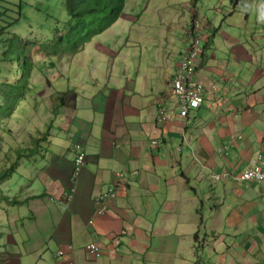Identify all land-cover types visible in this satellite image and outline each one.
<instances>
[{
    "label": "crops",
    "instance_id": "1",
    "mask_svg": "<svg viewBox=\"0 0 264 264\" xmlns=\"http://www.w3.org/2000/svg\"><path fill=\"white\" fill-rule=\"evenodd\" d=\"M105 38L101 35L95 40L103 42ZM226 42L228 47L233 46V40ZM107 43L104 45L109 49ZM112 45L117 46V42L113 41ZM241 50L245 58L251 60L249 51L252 50ZM121 51L118 56L124 55L122 63H117L118 56L111 63V70L109 66L104 69L100 63L101 72L96 62L91 78L82 77L86 80L85 86L76 84L73 88L72 92H76L73 104L66 105L70 89L63 96L66 112L62 116L66 122L57 123L65 126L63 130L69 128L72 140L61 150L70 152L79 143L88 155L70 210H61L59 198L73 188L75 154L68 160L63 156L57 160L50 156L46 162L48 153L42 157L38 169L34 167L40 187L27 189L35 195L27 206L34 212L35 223L21 235L20 239L24 238L21 245L15 237L20 231L15 229L12 234L11 224L3 220L0 264H42L50 249L37 243L46 245L40 233L48 229L52 233L49 236L58 243L57 249L51 252L53 264H195L198 261L202 264H264V202L261 199L264 184L226 179L214 184L210 178L212 173L225 170L239 173L236 170L251 166L264 156V116L254 113V108L264 100L257 93V87L253 86L254 95L244 96L241 92L248 95L250 85L240 79L239 87H226L222 93L215 77H221L226 85L231 79L237 80V75L228 70V63L215 60L214 50L212 54H204L197 78L208 89L209 102L217 98L218 92L210 91L214 85L219 89V96L224 95L222 100H215L216 106L212 109L219 111L221 127L207 119L196 121L198 147L192 152L202 163L193 160L187 165L183 161L184 152H178L175 146L178 136L191 130L190 117L155 123L158 109L164 105L174 112V117L180 116L177 99L170 97L171 80L179 59L172 60L169 53L164 74L148 79L140 66L136 77V72L125 62L130 60L126 57L129 51ZM211 93L215 97H211ZM243 97L247 98L244 102ZM208 101L207 107L211 108ZM204 106L197 108L198 112L201 113ZM239 134L243 139L233 144ZM154 140H159L157 146L153 145ZM231 148L241 151L240 159L226 156V149L229 152ZM197 164L205 171L194 172ZM110 186H117V198L108 201L104 214L97 215L96 197ZM124 186L127 188L123 190ZM205 208H208L206 215ZM93 217L95 221L90 225ZM10 218L19 225L18 214ZM208 222L212 231L220 229L222 234L212 235L213 241L205 240L204 251L199 252L192 243V236L198 230H206ZM46 223L51 224L48 229ZM29 232L35 235L34 240L29 238ZM91 243H97L100 256L88 251ZM14 247L18 248L17 254L12 257L4 254ZM61 251L63 257H57ZM24 256L29 258L26 263Z\"/></svg>",
    "mask_w": 264,
    "mask_h": 264
},
{
    "label": "rangeland",
    "instance_id": "2",
    "mask_svg": "<svg viewBox=\"0 0 264 264\" xmlns=\"http://www.w3.org/2000/svg\"><path fill=\"white\" fill-rule=\"evenodd\" d=\"M24 1L26 2V6H24V15L21 20L23 25L9 30L7 32L9 34H7L5 38L10 37L11 34L14 33L19 34L29 41H34L35 35L41 38V32L43 33L45 29H39L37 27L38 22L47 30H52L53 21L48 20L46 12V6L49 4L48 0ZM54 1L55 0H52L51 2L54 3ZM196 13L199 15L205 28H207V32L214 43L215 60H217L218 63H228L230 66L228 70L237 75V80L231 79L226 85L221 77H215L218 86H221L222 93H224L226 87L230 89L235 86L239 87L237 81L242 79L250 85L248 95H246L245 92H241L244 96L252 95L253 86H255L257 87L256 90H258L257 93H260V98L264 100V0H127L126 10L122 19L111 27L107 31V34L102 35L104 38L107 37L103 42L94 40L92 43L87 44L82 52L78 53L66 52L64 49L65 51L60 52V55L45 54L44 52H40L38 47L33 48L29 55L33 60L37 61V73L27 86L28 89L25 100L21 98V93L24 91L22 90L24 81L21 80V65L19 62L14 63L13 67L16 69V80L21 81L18 82L17 88L15 89L14 97L18 106L14 114V122L17 123L12 122L13 135L10 138L12 140L9 141L12 142L16 149L19 150L20 148L26 151V149L29 148L26 141L31 142L33 140L34 137L32 136L37 135L36 130L38 127L44 132H47V128L55 125L54 130H52L53 147L47 155L46 162L49 161L50 156H54L55 160L60 156L68 160L73 153L75 154V151L72 149L70 152H67L68 149H61L70 144L72 140L71 134L68 132L69 128L63 130L62 128L65 126L58 125V123H61L60 120H62L63 123L66 122L65 116H62V114L66 112V106L65 103L60 101L61 97L65 96L64 93L68 92L70 89L71 92L66 96V105L69 106L70 102L73 104L76 92L74 94L72 90L75 88L76 84H80L81 87L85 86V81L91 78L90 73L95 72L94 68H96V62H98V71L103 67L104 69H108V66L111 70L113 67L111 64L112 61H114L118 55L122 54L121 49H127V51H129L126 57H129L130 60L127 59L125 62L129 63V67L133 70V73L136 72V77L139 74V66L143 73L147 75L148 79L163 75L165 72V62H169L166 55L172 53V60L180 59L179 53L184 51L188 42H191V37H187L186 30ZM30 24H32L33 27L31 26L30 28ZM215 27L221 28L223 31L222 34L224 35L223 38L219 37L218 32L215 31ZM225 31L230 33L231 38H225ZM2 39L1 35L0 113L3 110V105L6 106V110L10 107L9 103L13 92L12 83L14 81L12 71L10 70V62H4V43ZM226 40L240 41L241 44L237 47L235 45L228 47ZM113 41L117 42L118 47L112 45ZM105 42H108L109 49H106L104 45ZM205 44L206 40L204 39L202 41V47H204ZM137 45L139 46L137 47ZM240 48L255 51V53L252 51L249 52V59L251 58V60L245 58L246 54L244 50ZM88 55L91 59L87 57ZM122 56H118L117 63H122L124 61ZM100 63H103L104 66ZM160 64H163L162 66L164 68L159 67ZM79 68L82 70L81 72H79ZM84 69H86V71H84ZM102 71L103 70H101V72ZM222 72H224V74L226 73L225 71ZM77 73L81 77H76ZM83 76L87 79L85 80L82 78ZM108 76H111V73L108 74ZM254 78H257L256 82L253 81ZM234 98L235 96H232V99ZM246 99V97H243L242 102ZM258 104V107L254 108V113H258L262 117L264 116V101ZM178 110L179 114H181L180 109ZM218 114L219 111H213L211 108L207 107V103H205L201 113L198 112V109H194L190 113L189 124L192 125V128L188 130V132L178 136L179 140L175 146L176 149L179 147L183 149V161L185 164L188 165L190 161L193 160L197 163H202V161L197 158L196 154L193 155L192 152L193 149L197 150L198 147L196 140V121L207 119L220 128L221 125L219 124ZM177 117L187 120L184 117L176 116L169 121V123L177 120ZM8 121V118H0V127H3ZM238 121H240V119H238ZM225 125H228V123H225ZM182 128H185V126ZM194 132L195 135L193 136L192 133ZM49 140H51V138ZM33 145H35L34 142ZM237 150H240V147H238ZM228 158L240 159L241 151L238 152L231 148L228 152ZM233 163H235V161H233ZM41 164L42 160L39 159L38 152L35 154L34 158L24 159L18 171L13 175V178L0 186L2 194L8 196V200L13 203L14 200L17 201L18 199L24 198V194L28 192L25 190L26 188L31 189L30 186L40 187L39 182L32 181L38 178L37 170H34V167L38 169V165ZM248 167V165H245L241 170ZM193 168L194 172L205 171V168L201 164L194 165ZM237 182L253 183L252 181ZM212 183L214 182L212 181ZM126 188L127 186H124L123 190ZM18 201L16 203L17 205L19 203ZM11 202H5L3 199L0 201V235L2 234L1 225L3 220L6 219L8 225L10 223L20 231V234L16 233L15 237L22 245V240L24 238L20 239L21 235L25 234L26 227L34 225L35 220H30L27 207H19V205L17 207H12ZM217 205L216 203V206ZM207 209L208 208L204 209L205 215L208 214ZM13 214L25 217L24 222L26 226L22 227L21 223L17 226L18 221L10 218ZM49 226H51V224L47 226L46 223L47 229ZM211 226L210 222H208L206 224V230L202 232L198 230L192 236V243L196 245L199 252L204 251L202 246L205 240L213 241L214 238L211 237L212 235L222 234L220 229L212 231ZM27 234L30 239L34 240L35 235L31 232ZM40 234L44 236L43 240L46 245L39 243H37V245L50 249L41 263L53 264L55 263L54 260L50 261L51 252L57 249L58 243L55 238L49 236V234H52L51 230L49 231L48 229V231H44ZM183 252L182 254H185ZM17 253V247L9 249L8 252H4L6 256L11 257ZM205 257L207 258L206 255H204V258ZM24 259H26L24 263L29 260V258L25 256ZM195 264L202 263L198 261Z\"/></svg>",
    "mask_w": 264,
    "mask_h": 264
},
{
    "label": "trees",
    "instance_id": "3",
    "mask_svg": "<svg viewBox=\"0 0 264 264\" xmlns=\"http://www.w3.org/2000/svg\"><path fill=\"white\" fill-rule=\"evenodd\" d=\"M51 1L48 0L49 4L46 6V12L48 20L53 21L52 30H47L38 22L37 27L39 29L44 28L45 31L43 33L41 32V38L35 35V40L29 41L16 33L5 38L9 34L7 33L9 30L23 25L21 20L24 15L26 2L24 0H0V36L2 35V41L4 43V62H10V70L12 71L14 79L12 83V97L9 103L10 107L6 110V106L3 105V110L0 113V118L9 119L7 124L0 127V186L13 178V175L18 171L24 159L34 158L37 152L42 153V143L48 140L50 136V130L44 132L38 127L36 130L37 135L32 136L34 138L31 142H26L29 146L26 151L20 148L19 150L16 149L12 142L9 141L12 140L10 139L13 135L12 122H14V114L18 106L14 97L17 84L21 80L24 81L22 85V90L24 91L21 93V98L25 100L27 86L37 73V61L33 60L29 55L32 49L38 47L40 52L50 55H60L59 53L65 50L66 52H82L87 44L107 33L113 25L120 21L127 6V0H55L54 3ZM195 20L196 15L189 25L191 30L196 28ZM29 26L30 28L31 26L33 27L32 24ZM209 46L210 44L206 48ZM204 54L207 55L208 52L205 51ZM15 62H19L21 65L22 77L19 81L16 80V69L13 67ZM196 69L195 75L197 76L199 65ZM197 81L199 82V79ZM60 101L64 103V97H61ZM33 142L35 145H33ZM31 198L24 197L22 200H17L19 207H27L31 202ZM1 199L5 202H11L8 200V196L2 194V191H0V201ZM17 201L14 200L13 203L11 202L13 207L17 205ZM28 215L30 220L35 219L34 212L28 210ZM18 216L20 219L19 225L21 223V226L25 227V217ZM9 229H11L13 234L16 228L14 225H11ZM1 237L2 234L0 235V241Z\"/></svg>",
    "mask_w": 264,
    "mask_h": 264
},
{
    "label": "clouds",
    "instance_id": "4",
    "mask_svg": "<svg viewBox=\"0 0 264 264\" xmlns=\"http://www.w3.org/2000/svg\"><path fill=\"white\" fill-rule=\"evenodd\" d=\"M196 15V28L194 29V30H191L190 28H189V26H188V29L186 30V33H187V37H191V42H188V44H187V47L185 48V50L183 51V53L181 54V56H180V59H179V62H178V65H177V69H176V71H175V74H174V76H173V78H172V80H171V94H170V97L171 98H173V99H177V102H178V105H179V107H180V111H181V106H180V99H179V97L178 96H176L175 94H174V88H173V80H174V77H175V75H176V73H177V71H178V69H179V64H180V62H181V60H182V56L191 48V46L194 44V43H196L197 41L196 40H198V37H197V34L199 33V30L201 31V33H200V36H199V43H198V46H199V48H200V51H199V56H198V58H197V62H196V67H198V65H199V63H200V61H201V59H202V57H203V54L205 53V51H207L208 52V54H212V51L214 50L213 49V41L211 40V37H210V35H209V33L207 32V28H205V26H204V24H203V22L200 20V18H199V15L196 13L195 14ZM122 19V18H121ZM120 19V20H121ZM119 22V21H118ZM117 22V23H118ZM114 26V25H113ZM112 26V27H113ZM197 26L198 27H200V29L198 30V28H197ZM215 31H217L218 32V35H219V37L220 38H223L224 37V35L222 34V30H221V28H219V27H215ZM225 33V38L226 39H229V38H231L230 37V33L229 32H227V31H225L224 32ZM206 40V43H207V45L208 44H210V46H209V48H206V46L207 45H205L204 47H202V41L203 40ZM227 41V40H226ZM234 41V40H233ZM93 42V41H92ZM91 42V43H92ZM240 41H234V43H233V45H235L236 47L237 46H240ZM241 49V48H240ZM250 52V51H249ZM197 70V69H196ZM196 72V71H195ZM195 79H196V81L198 80V78H197V76L195 75ZM198 82V81H197ZM199 83V82H198ZM199 84H202V83H199ZM203 85V84H202ZM204 86V85H203ZM204 88H205V102L203 103V104H205V103H207V98H206V94L208 93V89L204 86ZM210 91H212V92H218V94H217V98L215 99V100H217V101H220V100H222V96H224V95H222V94H220V96H219V89L217 88V86H212V88L210 89ZM210 96L212 97H215L212 93L210 94ZM64 100H65V98H64ZM213 101V102H209L210 103V107H211V109H214L215 108V106H216V101ZM65 103V102H64ZM202 104V105H203ZM201 105V106H202ZM201 106H199V107H196V108H193L192 110H194V109H197V108H200ZM192 110L189 112V114H188V116H183L182 115V111H181V114H180V116L181 117H184V118H186V119H188L189 118V115H190V113L192 112ZM164 112V115H165V119L163 120V121H159V116H160V114H161V112ZM174 116H175V114H174V112L173 111H171L169 108H168V106H161V107H159V109H158V112H157V114H156V116H155V123L156 124H164V123H168L169 121H171L172 119H174ZM53 123V122H52ZM55 126V125H54ZM54 126L53 127H51L50 129H48V130H50V136L48 137V140H46V141H44L43 143H42V145H43V151H42V153H39V159H42V157L43 156H45L46 154H48V153H50V150H52V147H53V138H52V135H53V132H52V130H54ZM51 138V140H49ZM241 139H243V135L242 134H239V135H237V136H235V139L233 140V144L235 143L236 144V142L238 141V140H241ZM154 141H157V143L156 144H154L153 143V145L154 146H157L158 144H159V140H154ZM153 141V142H154ZM27 143H28V141H26ZM239 142V141H238ZM234 145H232V147H233ZM227 150L228 149H226V151H225V154H226V156L228 155V152H227ZM74 151H75V166H74V174H73V177H72V185H73V188H70L69 190H67L66 192H65V194L64 195H62L60 198H59V204H60V207H61V210L63 211V212H67L68 210H70V207H71V204H72V202H73V200H74V198H75V192H76V185L78 184L77 183V180H78V178L80 177V175H81V172H82V170L85 168V166H86V163H87V158H88V155H87V151H86V148L82 145V144H79V143H76L75 145H74ZM81 151H83L84 153H85V164H84V166L81 168V170L78 172V169H77V158H78V156L81 154ZM178 152H181L182 151V148H178V150H177ZM257 166H259V167H262V168H264V156H262V157H260V159H258V160H256V161H254V163L251 165V166H249L248 168H246V169H244V170H241V171H239V173L237 172V173H233V172H231V171H229V170H225V171H229L230 172V174H231V176H230V178H222L221 180H216L215 178H214V176L215 175H220L221 173H212L211 174V178H212V180H213V182L214 183H220V182H222L224 179H226V180H229V181H241V182H249V181H247V180H242L241 178H240V176H241V174L244 172V171H246V170H248V169H252V168H255V167H257ZM122 176H123V173H122ZM122 176H120V177H122ZM32 182H37V179H33V181ZM31 182V183H32ZM252 182H255V183H262V184H264V182H260V181H257V180H252ZM31 187V186H30ZM117 186H110L108 189L106 188V190L105 191H103V192H101L97 197H96V202H97V204H98V209H97V211H96V214L97 215H102V214H104L105 212H106V210L108 209V201H110V200H112V199H115V198H117V188H116ZM106 194H111L110 196H108V197H105V195ZM23 196V195H22ZM37 196H39V195H36V197ZM23 197H35V195H33L32 194V192L30 191V192H27L26 194H24V196ZM23 198H21V199H18V200H22ZM261 199H262V201L264 202V191H262L261 192ZM12 205V204H11ZM17 206V205H16ZM16 206H14V207H16ZM13 207V206H12ZM94 221H95V217H93V219L90 221V225L91 224H93L94 223ZM117 242H118V245H120V241H119V239L117 240ZM92 244H95L96 246H97V243H91V245ZM90 245V246H91ZM88 248H89V246H88ZM97 248H98V246H97ZM88 251H90V252H92V250H90V249H88ZM62 252V255L61 256H59L58 254H60ZM61 252H58L57 253V257H63V255H64V252L63 251H61ZM97 252V253H96ZM95 253H96V255H94L95 253L94 252H92L93 253V256H100V252H99V248H98V251H96Z\"/></svg>",
    "mask_w": 264,
    "mask_h": 264
},
{
    "label": "built area",
    "instance_id": "5",
    "mask_svg": "<svg viewBox=\"0 0 264 264\" xmlns=\"http://www.w3.org/2000/svg\"><path fill=\"white\" fill-rule=\"evenodd\" d=\"M197 28L198 30L200 29L198 26ZM200 33L201 31L199 30V33L197 34V42L194 43L191 48L182 56L179 69L173 80V92L180 99L182 115L185 117L188 116L189 112L193 108L199 107L205 102V88L195 79L196 62L200 51L198 46ZM165 118L164 112L162 111L158 119L159 121H163ZM153 143L156 144L157 141H154ZM84 164L85 153L81 151V154L77 158L78 172L81 170ZM230 176L231 174L229 171H223L220 175H215L214 178L216 180H221L222 178H230ZM240 178L247 181L257 180L264 182V168L257 166L255 168L248 169L241 174ZM110 195L111 194H106L105 197ZM89 249L94 253L98 251V248L95 244L89 246ZM58 255L61 256L62 252Z\"/></svg>",
    "mask_w": 264,
    "mask_h": 264
}]
</instances>
